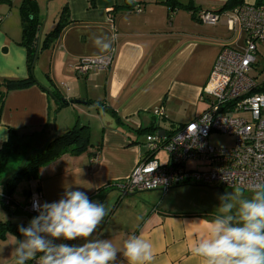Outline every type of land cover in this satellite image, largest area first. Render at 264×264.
<instances>
[{
	"label": "crops",
	"instance_id": "1",
	"mask_svg": "<svg viewBox=\"0 0 264 264\" xmlns=\"http://www.w3.org/2000/svg\"><path fill=\"white\" fill-rule=\"evenodd\" d=\"M54 1L56 18L66 5L65 19L70 23L49 49L40 51L33 70L37 84L5 96L0 132L5 130L3 135L8 140L9 129L15 130L24 143L22 147L34 152L50 138L74 126L87 125L91 146L77 155L65 152L40 167L38 179L29 181L24 190L26 201L33 186L40 190L44 203L57 201L65 186L71 185L108 209L109 214L92 239H110L120 247L127 236L141 235L152 244V264H204L202 257L192 253L191 245L206 230L205 222L218 213L148 207L138 202V196L122 193L114 185L126 179L146 156L147 134L168 137L206 108L201 96L217 55L225 46H244L245 32L240 27L230 30L225 24L233 10L215 13L226 0H191L196 12L219 15V22L209 24L194 18L187 9L170 11L166 0ZM243 1L253 4L261 0ZM19 3H0V80L29 75L27 53L19 45ZM39 18L43 22V13L39 12ZM46 22L47 18L43 32ZM256 47L257 56L264 50V40ZM111 51L113 61L107 70L83 75L74 70L81 58ZM39 63L40 70L35 75ZM44 88H54L58 99ZM62 98L67 101L64 105L59 104ZM159 106L164 112L161 117L153 114ZM3 143L0 141V146ZM96 152L98 157L92 160ZM159 154L158 151L153 157L160 164L166 163L168 156L162 162ZM19 155L24 157V153ZM7 167L0 173V194L5 180L15 171ZM158 190L161 189L138 192ZM14 214H20L18 209ZM7 220L27 226L30 218L26 222L23 218L0 221ZM16 238L22 239L21 234L7 232L0 239L2 244L8 243V253L11 250L8 264H14ZM121 261L127 264L118 254Z\"/></svg>",
	"mask_w": 264,
	"mask_h": 264
},
{
	"label": "built area",
	"instance_id": "2",
	"mask_svg": "<svg viewBox=\"0 0 264 264\" xmlns=\"http://www.w3.org/2000/svg\"><path fill=\"white\" fill-rule=\"evenodd\" d=\"M198 19L215 24L219 15L201 11ZM225 24L230 30L240 27L245 32L244 46H225L217 55L201 96L206 108L168 137L147 134V154L126 179L114 185L120 192L167 190L190 183H214L248 192L253 184L264 183V79L250 75L256 61V45L264 40V0L235 8ZM112 61L113 51L81 58L74 70L80 75L107 70ZM153 114L163 116V108H154ZM216 132L232 136V144H211L209 136ZM160 150L168 156L164 164L153 157ZM97 157L96 152L91 159ZM188 164H195L196 168ZM1 198L6 205L12 203L5 194ZM35 201L43 203L40 190L33 186L23 210L37 214L33 209Z\"/></svg>",
	"mask_w": 264,
	"mask_h": 264
},
{
	"label": "clouds",
	"instance_id": "3",
	"mask_svg": "<svg viewBox=\"0 0 264 264\" xmlns=\"http://www.w3.org/2000/svg\"><path fill=\"white\" fill-rule=\"evenodd\" d=\"M4 131L0 141L6 142ZM217 207L218 214L194 239L192 253L204 264H264V183L253 184L247 193L237 189L221 195ZM33 209L37 215L18 226L22 239L16 238L14 264H123L118 254L127 264L154 260L152 244L141 235L127 236L120 247L110 239H92L108 209L71 185L57 201H35ZM77 240L84 243L65 242Z\"/></svg>",
	"mask_w": 264,
	"mask_h": 264
},
{
	"label": "trees",
	"instance_id": "4",
	"mask_svg": "<svg viewBox=\"0 0 264 264\" xmlns=\"http://www.w3.org/2000/svg\"><path fill=\"white\" fill-rule=\"evenodd\" d=\"M0 3L11 5L12 0H0ZM165 4L170 11L177 8L187 9L192 12L194 18L198 19L199 11L196 12V7L191 5V0H187L186 3H182L179 0H166ZM243 4V0H226L221 9L215 13H220L221 11H232ZM66 13L67 6L65 5L59 13V17L54 28H52L49 32H43L39 46V53L40 51L49 48L59 37L62 30L70 23V21L65 19L67 16ZM19 14L21 20V40L19 45L24 47L26 50L29 75L25 78L0 80V113L3 101L8 92L26 89L37 84L34 73L31 72L33 58L37 51L38 33L42 25V21L39 18L37 2L35 0H21L19 4ZM49 87H52L51 83ZM50 89L51 91L49 89L48 91L51 96L58 99V96L54 90H52L54 88ZM59 104L64 105L66 104V101ZM23 145L24 143L20 141V138H18L17 132L13 129H9L8 140L0 146V173L3 169H5L11 158H15L16 155L21 153V147ZM90 146V130L87 125L74 126L66 132L50 138L42 149L29 154L27 160L25 162L23 161L16 173H13L5 180L2 194L10 197L20 178H26L28 181L38 179L39 168L57 159L63 153L69 152L77 155L86 151ZM2 204L13 215L14 212L9 210L3 202ZM19 225L20 224H16L11 220L0 221V239H4L7 232L18 235Z\"/></svg>",
	"mask_w": 264,
	"mask_h": 264
},
{
	"label": "rangeland",
	"instance_id": "5",
	"mask_svg": "<svg viewBox=\"0 0 264 264\" xmlns=\"http://www.w3.org/2000/svg\"><path fill=\"white\" fill-rule=\"evenodd\" d=\"M37 2V6L39 12L43 13L44 19L47 18V22L45 25V32H49L50 29L57 23V13L54 14L55 5L57 4L54 0H35ZM21 2V0H19ZM55 2V4H54ZM20 4V3H19ZM54 19L56 21L54 22ZM50 48V47H49ZM47 48V49H49ZM45 49V50H47ZM43 50V51H45ZM257 63L253 66V69L250 72L252 77L255 79H264V50L257 56ZM49 63V62H48ZM40 63L35 68V75L39 73ZM47 69V68H46ZM209 142L216 146H229L233 142V137L229 135H225L222 133H212L209 136ZM30 151L21 147V153H24V157L16 155L11 162L8 163L9 169H14V173H16L17 169L22 165L25 157L28 155ZM159 157L162 162H165L167 153L163 150L159 151ZM10 159V160H11ZM188 166H192L196 168L195 164H188ZM29 181L26 178H20L15 188L13 190L12 195L10 196L13 202L16 204L11 209L12 212L18 209L20 214L13 215L3 206L2 199L0 198V220L4 219H12V220H27V218L31 220L36 215L26 214L25 211L21 208L25 202L24 190L28 187ZM1 188V187H0ZM236 190L227 187H220L217 184L209 183H190L185 185H179L175 187H171L167 190H158L153 192H137L134 193L133 196H138V202L145 203L148 207H156L158 209H163L167 207H176L177 209H181L184 212L190 211H207L209 213H218V204L219 197L225 193H232ZM151 193V194H150ZM247 193V192H245ZM14 216H18L13 219ZM29 216V217H28ZM24 222V223H25ZM0 240V264H8V259L11 253H8V243H3Z\"/></svg>",
	"mask_w": 264,
	"mask_h": 264
},
{
	"label": "water",
	"instance_id": "6",
	"mask_svg": "<svg viewBox=\"0 0 264 264\" xmlns=\"http://www.w3.org/2000/svg\"><path fill=\"white\" fill-rule=\"evenodd\" d=\"M43 28H44V21L42 22V25H41V28H40V30H39V33H38V41H37V51H36V53H35V55H34V58H33V63H32V67H31V72H33V70H34V67H35V64H36V62H37V59H38V55H39V46H40V43H41V38H42V34H43ZM44 89H46V90H48L47 88H44ZM61 101V103H63V102H65L66 100H64L63 98L60 100ZM67 102V101H66ZM70 102V101H69ZM75 102H77V101H75ZM159 133H160V131H158ZM32 152H29L28 153V155L29 154H31ZM28 155L25 157V160H24V162L27 160V157H28ZM134 193H127V195H133ZM1 195V194H0ZM3 202V201H2ZM4 203V202H3ZM5 204V203H4ZM6 205V204H5ZM14 205H16L13 201H12V203L10 204V205H6L8 208H9V210H11L10 208H12ZM22 208V207H21ZM23 209V208H22Z\"/></svg>",
	"mask_w": 264,
	"mask_h": 264
}]
</instances>
